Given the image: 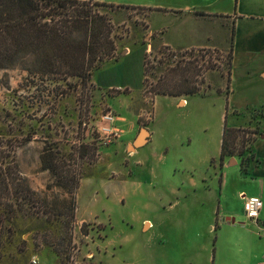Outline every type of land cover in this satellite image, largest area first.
Returning <instances> with one entry per match:
<instances>
[{
  "label": "rangeland",
  "instance_id": "1",
  "mask_svg": "<svg viewBox=\"0 0 264 264\" xmlns=\"http://www.w3.org/2000/svg\"><path fill=\"white\" fill-rule=\"evenodd\" d=\"M79 1L97 3L95 0ZM112 4L115 5L94 6V10L105 15L112 25V39L117 49L115 58L107 61L102 69L95 71L86 85L75 77L56 82L42 81L21 70L0 73V131L3 130L1 134H5L2 138L0 136V141L15 145L14 137L20 136L23 139L35 133L29 144L16 151V160L31 188L38 193L39 204L45 207V213L36 221L39 228L45 227L47 221H60L57 222L59 226L55 231L59 234L58 239L55 238L54 231L47 230L45 236L29 241L34 254L32 260L35 258L37 264H167L162 253L165 247L160 239L167 242L173 235L168 228L181 223L177 219L178 215L163 214V209L157 216L147 210V205L151 203L149 198L134 202L131 185L128 186L130 195L126 205H116L110 198L119 185L115 188L106 184L102 188L100 182H95L93 186L86 184L81 191L82 208L84 204L91 207L93 202L90 200H97L98 197V204L92 206V209L99 215L100 223L104 224L97 221L79 222L76 218L72 243L67 246L66 252L60 251L59 244L62 239L71 235L62 228L66 217L57 212L61 209L66 195L59 190H48L53 179L50 173L49 180L44 176L39 177L37 152L40 145L43 144L44 149L46 145H53L71 154V161H68L71 167H79L77 171L88 176L82 179L81 184L87 179L109 181L123 176L124 173L125 177L130 176L133 170L130 167L132 158L129 152H133V147L129 151H126V146L121 149V144H124L122 138L112 140L108 145L102 144L98 130L103 125V117L109 112L119 116L116 123L126 132L134 131L135 127L136 135L137 127L147 129L155 118L156 97L162 96L158 92H169L175 96L197 92L200 95L189 98L191 102L197 101L194 110H181L176 107L172 109L171 103L165 99L160 101V108L157 110L169 114L174 112L176 130H179L178 124L186 113H197L199 120H203L205 132H200L193 149L189 150V155H195L196 159L201 147L207 142L211 144L210 150L218 151L223 140L227 104L222 97L225 98L228 91L229 55L210 50L176 53L168 48H153L152 52L148 50L143 56L138 45L145 50L149 44L148 21L151 12L146 9L124 8L125 5L137 3ZM154 46L159 47L157 44ZM143 65L144 70L146 69L144 81ZM251 117L252 125L244 129L255 131L258 129L260 112ZM227 126L232 128V117L229 118ZM130 138L133 139V135ZM82 145H86L87 149L82 151L86 154L85 157L80 159L77 157V150ZM186 153L182 145L176 146L172 151L174 161L180 156L189 159ZM232 159L241 162L240 157ZM253 162L254 160L249 166ZM212 165L218 166L219 160L215 159ZM216 175L220 179L222 170L217 171ZM230 179L234 184L232 195L225 206L226 211L235 214L238 222L250 223L244 218V202L240 200L239 194L245 191V195L251 196L253 185L249 179L245 182L234 172H231ZM96 192L97 197L94 195ZM54 202L57 205L52 207ZM140 216L155 219L159 226L150 232H147L146 226L143 232ZM226 217L229 216L220 215L219 223L222 224V218ZM185 223L187 220L183 221L182 227L177 228H183ZM83 226L88 232L87 236L82 233ZM189 233L190 235L181 237L183 246L204 244L199 254V246L186 249L189 257L192 253H197L199 264H264V253L260 250L261 253H255V256L250 254L249 235L237 226L222 231L218 228L216 232H211L206 226L195 227ZM30 235L28 233L24 239H28ZM168 242V247L174 245ZM35 243H39V246H35ZM150 245L155 247L154 258L148 249Z\"/></svg>",
  "mask_w": 264,
  "mask_h": 264
},
{
  "label": "crops",
  "instance_id": "2",
  "mask_svg": "<svg viewBox=\"0 0 264 264\" xmlns=\"http://www.w3.org/2000/svg\"><path fill=\"white\" fill-rule=\"evenodd\" d=\"M95 1L106 4L137 3L125 6L146 9L151 12L148 21L149 44L145 50L138 45L143 56L148 50L152 52L153 48H168L176 53L210 50L222 55L231 54L229 69L231 87L230 91L226 92L225 98L222 97L227 104L225 125H228V120L232 117V128L251 126L253 119L251 116L260 112L257 126L261 134L253 145L255 160L249 167V174L242 173L238 160L227 158L222 176L218 179L216 172L221 170L220 163L218 166H213L212 161L220 159L222 140L219 150H215V152L210 150L211 144L207 142L205 146L201 147L200 153L198 152L195 159V155H189V150L193 149V144L195 145L200 132H205L203 120H199L197 113H186L182 115V122L178 124L179 130H176L174 112L169 114L157 111L160 108L161 100L164 99L171 103L172 109L176 107L181 110H194L197 101L191 102L189 98L199 97V93L157 96L156 113L151 127L148 126L147 129L137 127L138 132L134 135L135 127H133L134 131L126 132L116 123L117 129L121 132L120 138L124 141L120 148L123 149L126 146V151H129L131 147L134 148L133 152H129L132 158L130 163L133 170L132 175L125 177L126 173H124L123 176L120 175L115 180L109 181L85 180L80 186L77 198L76 218L78 221H97L99 224H104L100 223L99 215L92 209V206L95 207L98 204V192L94 194L97 200H90L93 202L92 206L84 204V208H82L81 191L84 185L93 186L95 182H100L101 187L108 184L117 188L119 185L117 191H113L112 196L110 195L112 197L110 199L116 205H126L130 195L128 186L131 185L134 202L149 198L151 203L146 200L149 203L147 210L157 216L163 209V214L178 215L177 219L181 221L180 224L168 228L173 232L168 241L174 245L168 247L167 243L169 245V242H163L160 239V243L165 247L162 249V253L167 264L174 262L176 264L200 263L196 256L197 253H192L193 255L189 257L186 254V249H194L199 246V251H197L199 254L204 244L193 243L183 246L181 241V237L190 235L189 232L195 227L206 226L211 232H216V228L222 231L225 228L237 226L249 235L250 254L255 256V253H261L260 250L264 253V207L257 222L247 219L244 213V218L250 223L238 222L234 217L235 214L227 213L225 207L232 195V185L234 184L230 179L231 172L237 173L245 182L249 179L253 185L251 196L260 197L264 204V0ZM156 44L159 47H155ZM144 79L143 65V81ZM185 100L187 101L186 105L184 104ZM118 118L119 116H116V121ZM142 130L148 131V141L139 148L135 146V143ZM132 135L133 139L130 138ZM178 145H182L183 150L187 151L189 159L180 156L178 160L174 161L172 151ZM43 146V144L40 145L37 152L39 177L44 176L46 180H49L51 178L49 172L42 169ZM123 190H125L124 193ZM245 193L242 191L239 194L242 202H244L242 196ZM222 214L229 217L222 218L223 222L220 224L219 216ZM140 217L139 222H141L143 232L146 226L147 232L159 226L155 219L146 216ZM233 219L236 220L235 223L230 222ZM186 220L185 226L178 229L177 227H182L183 221L186 222ZM148 249L154 258L156 256V252L153 250L155 247L150 245ZM215 253L216 250H214L213 262H215Z\"/></svg>",
  "mask_w": 264,
  "mask_h": 264
},
{
  "label": "trees",
  "instance_id": "3",
  "mask_svg": "<svg viewBox=\"0 0 264 264\" xmlns=\"http://www.w3.org/2000/svg\"><path fill=\"white\" fill-rule=\"evenodd\" d=\"M94 6L114 5L79 0H0V73L21 70L42 81L56 82L75 77L86 85L95 71L115 58L117 50L109 19L95 11ZM228 81L229 92L230 70ZM158 94L175 96L169 92ZM1 132L4 131H0L2 138L5 134ZM260 134L259 129L226 126L219 159L221 170L227 158L240 157L242 173L249 174V164L255 160L253 145ZM34 137L35 133L23 139L16 136L15 145L0 141V264H32L34 254L29 241L45 236L47 230L55 233L59 226L60 221H47L45 227L39 228L36 221L45 213V207L39 204L38 193L31 188L16 160V151ZM85 149L87 146L82 145L77 150L78 158L85 157ZM71 157L53 145H46L41 156L42 169L53 178L48 190L66 195L57 211L66 217L62 228L71 234L59 244L60 251L65 252L72 243L80 184L88 178L78 172L79 167H71ZM55 205L54 202L51 206ZM28 233L30 237L24 239ZM82 233L88 235L84 226ZM58 236L55 233L56 239Z\"/></svg>",
  "mask_w": 264,
  "mask_h": 264
},
{
  "label": "built area",
  "instance_id": "4",
  "mask_svg": "<svg viewBox=\"0 0 264 264\" xmlns=\"http://www.w3.org/2000/svg\"><path fill=\"white\" fill-rule=\"evenodd\" d=\"M122 90V88H118ZM184 104H187V101H184ZM99 138L102 141V144L108 145L112 140L119 139L121 132L116 127V116L112 112L107 113L103 117V125L98 130ZM244 201V213L245 217L251 221H259L262 209L264 207L263 201L258 196L248 197L246 195L242 196ZM32 264H37L36 259L32 260Z\"/></svg>",
  "mask_w": 264,
  "mask_h": 264
},
{
  "label": "water",
  "instance_id": "5",
  "mask_svg": "<svg viewBox=\"0 0 264 264\" xmlns=\"http://www.w3.org/2000/svg\"><path fill=\"white\" fill-rule=\"evenodd\" d=\"M147 137H148V131L147 130H142V132L140 134V137L138 138V140L135 143V146L136 147H139V148L142 147L148 141V138ZM133 149L134 148H132V150ZM230 222L235 223L236 220L233 219Z\"/></svg>",
  "mask_w": 264,
  "mask_h": 264
}]
</instances>
